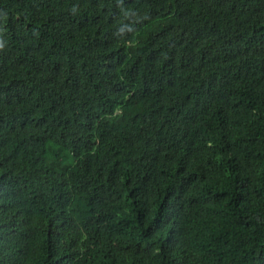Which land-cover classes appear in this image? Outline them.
I'll return each mask as SVG.
<instances>
[{
  "label": "trees",
  "instance_id": "trees-1",
  "mask_svg": "<svg viewBox=\"0 0 264 264\" xmlns=\"http://www.w3.org/2000/svg\"><path fill=\"white\" fill-rule=\"evenodd\" d=\"M0 264H264V0H0Z\"/></svg>",
  "mask_w": 264,
  "mask_h": 264
},
{
  "label": "clouds",
  "instance_id": "clouds-1",
  "mask_svg": "<svg viewBox=\"0 0 264 264\" xmlns=\"http://www.w3.org/2000/svg\"><path fill=\"white\" fill-rule=\"evenodd\" d=\"M121 31H123V29H121Z\"/></svg>",
  "mask_w": 264,
  "mask_h": 264
}]
</instances>
